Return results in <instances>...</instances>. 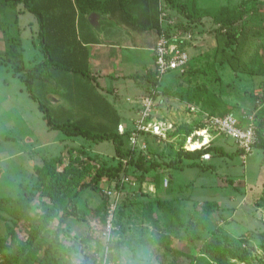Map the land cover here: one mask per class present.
<instances>
[{"label":"rangeland","instance_id":"374dc122","mask_svg":"<svg viewBox=\"0 0 264 264\" xmlns=\"http://www.w3.org/2000/svg\"><path fill=\"white\" fill-rule=\"evenodd\" d=\"M176 1L185 3L191 14L189 19L169 10L168 18V23L173 25L171 29L181 37L176 43L184 48L188 63L183 73L174 72V77L170 73L158 79V85L162 79L165 84H160L159 88L156 86L157 99H160L157 104L155 102L147 120L163 122L166 110L163 105L170 102L175 104L174 124H170L172 128L163 136L143 133L136 138V124L116 130L114 110L108 107V99L97 96L94 87H91L95 85L80 76L65 75L55 82L53 79L47 82L46 79L35 78L31 89L35 100L30 97L25 85L26 75L43 60L37 20L27 11L21 13L24 10L22 5L7 9L6 17L0 13V239L9 233L20 213L17 201L31 203L30 212L33 215L42 212L39 204L48 199L39 197L40 181L37 176L38 170L45 164L54 158L66 159V156L72 155L80 156V160L91 165L80 180L79 174L73 178L75 186L58 201L61 207L59 213L21 264H41L44 245L54 238L61 209L73 205L81 213L77 218L62 223L63 230L59 235L61 244L72 255L68 264L80 263L84 258L83 252L96 262L100 255L105 256L107 247L110 264H192L194 254L214 229L249 250L256 260L262 256L259 233L264 232L263 150L254 149L248 155L233 158L212 153L209 158L199 160V167L195 168L184 164L178 168L163 165L146 175L141 184L127 159L115 155L111 141L94 143L82 137H67L51 129L38 108L39 103L45 104L53 121L58 123H80L93 133L117 131L124 151H133L135 159L141 154L146 155L156 163L175 160L176 151L182 145L185 150H194L187 143L188 138L204 144V138L196 136V132H201L197 126L206 123L204 117L209 113L207 98H218L217 93L224 103H221L219 116L235 115L242 118L245 124L255 126L257 110L254 104L259 105L258 100L264 99V74L253 77L247 71L260 68L262 63L264 0ZM242 5L254 6L255 11L251 10L236 22L235 29H230L237 34V38L232 48L223 55L224 41L215 34L217 30L223 31L219 16L228 13L227 17H230ZM180 25L185 28L184 31L179 30ZM8 36L20 39L23 48V68L19 72H15L13 66L3 59L4 40ZM236 66L243 67L245 71L234 68ZM42 74L50 78L55 75L53 71ZM78 78L88 84L89 90L77 84L80 81ZM147 87L148 84L146 91ZM199 92L205 95L204 99L196 97ZM124 95L120 97L124 98ZM79 96L84 101V107L79 103L81 101L77 102ZM145 96L148 97L149 93L146 92ZM53 97L57 100L56 104ZM197 122L199 124L183 144L186 132L179 129ZM205 137L208 139L205 145L227 153L238 150L232 139L216 137L210 130ZM256 137L257 140L264 139V132L256 131ZM120 161L127 164V168L119 181L123 176L130 180L121 189L116 235L111 243H107L101 236L102 205L106 200L103 191H114L118 180L103 179L95 191L87 189L80 192L78 186L80 182L88 181L97 170L113 168ZM184 163L188 161L184 160ZM156 200L173 203L180 226L175 217L155 206ZM148 211L155 217L158 228L152 227ZM204 216L208 225L201 229L197 222ZM83 247L84 250L79 252Z\"/></svg>","mask_w":264,"mask_h":264},{"label":"trees","instance_id":"16d2710c","mask_svg":"<svg viewBox=\"0 0 264 264\" xmlns=\"http://www.w3.org/2000/svg\"><path fill=\"white\" fill-rule=\"evenodd\" d=\"M156 3L157 18L156 25L154 28L159 32L158 25V14L160 5L163 6V10L166 11L167 18H170L169 10H174L179 12L186 18L191 17L188 11L187 5L183 2H177L176 0H153ZM130 0H116V1H99V0H0V13L3 14L8 8H16L19 5L24 7V10L33 14L39 24V44L43 54V60L36 66H34L31 72H28L25 79L26 90L30 97L34 100L32 94V81L35 78L40 77L41 79H46L47 82L53 79V81L60 80L63 75L70 73L71 75L80 76L89 82H96L97 77L94 76L88 67V53L87 50L82 47L80 42L77 40L75 32V16L76 13H86L95 10L107 9L108 5L114 3L118 6L124 7L125 4L129 3ZM251 10L255 11L254 6L242 5L236 13L232 16L227 17L228 13L219 16V23L223 31L217 30L215 32L216 36L224 41V48L221 52L223 55L226 54L227 49H231L237 38V34L232 33L230 29H235L236 22L240 21L246 17ZM180 25L179 30L184 31L185 28ZM171 27L167 28L169 32ZM5 52L4 60L11 64L15 72H19L23 68V50L20 45V39L8 36L5 40ZM234 68H239L240 71L244 72V68L241 66H236ZM260 69V70H259ZM258 70V71H257ZM46 71H53V78L47 75L45 77ZM251 73L253 77H258L259 74H264V52L262 53V63L258 69H250L247 71ZM190 74V71H188ZM147 91L151 94V90H155L153 95V100H156L157 90L155 89L158 85V77L154 72L148 73L145 77ZM55 82V81H54ZM55 90H58L55 88ZM54 91V90H53ZM199 99H204V94L199 92L195 94ZM218 98H207L208 101V116H219L218 111L221 109L223 102H221L220 94L217 93ZM260 103L254 104L257 113L255 115L256 125L255 130L258 132H264V99L258 100ZM222 103V105H221ZM38 108L44 114L43 117L47 122V125L54 130L60 131L67 137H82L90 142H103L111 141L114 148L115 155L120 159H127V164L132 166L134 171L138 174L137 181L143 183L146 179V175L150 172L160 168L161 166H167L169 168H178L180 165L195 168L199 167L198 161L205 155L218 154L222 157L233 158L234 156H244L246 155L243 150L238 149L235 153H227L220 148L212 147L210 145L201 146V148L195 150H185L183 145L177 149V158L168 163H156L148 159L146 155L141 154L139 158L135 159L133 151H124L120 133L117 131H107L104 133H93L90 129L82 127L80 123L76 122H64L58 123L53 121L49 108L45 104H38ZM235 116V115H234ZM237 117V116H235ZM238 118V117H237ZM241 123L244 124L242 118H238ZM199 122L192 125L182 126L185 129L186 135H184V142L186 137L189 136L192 129L195 128ZM207 126L203 123L198 128L204 129ZM136 136L143 134V132L135 131ZM145 135L148 133H144ZM195 143H202L198 141L190 142L189 146ZM254 149H261L264 151V139H259L252 146ZM81 151H79L80 153ZM81 154V153H80ZM80 156L69 155L65 157H57L50 160L41 169L38 170V181H40L39 186V197L42 199L47 198L48 201H41L39 204L42 208V212L33 215L30 212L29 202L17 201L19 203V215L12 223L13 227L9 229V233L5 237L0 239V264H21L24 257L34 246L45 230L50 226L54 217L59 213L58 201L71 189L73 188L74 182L73 178L79 174V180L90 170L91 166L87 162L79 159ZM184 160L188 163H184ZM65 164V165H64ZM127 164H123L122 161L118 162L115 167L108 169H99L95 174L88 180L80 182L78 190L80 192L84 190H97L98 184L103 180H118L116 189H123L127 185L121 186L119 181L121 174L125 173ZM78 180V181H79ZM103 203V221L105 218L106 210L108 208V198H106ZM107 201V202H106ZM47 202V203H46ZM28 204V205H27ZM155 206L161 210L163 213L175 217L177 219V224L180 226L179 218L175 207L171 201L166 200H156L154 201ZM61 208V207H60ZM120 208V207H119ZM119 209L117 211L116 225L119 224ZM207 210V209H205ZM210 211V210H209ZM148 219L154 229L158 228L157 221L153 214L148 211ZM80 209H77L76 205L65 206L61 209V215L58 219V225L56 231L54 232V238L52 242L46 243L43 248V257L41 259V264H68L72 255H70L66 250L64 245L61 244L59 240V235L62 232V223L71 218H77ZM207 217L204 216L197 225L201 229H205L208 225ZM84 220V219H83ZM260 245L259 248L262 252V256L257 260L252 256L251 252L245 249L243 246L237 245L223 233L214 229L211 232L210 237L206 242L202 244L200 249L194 254V260L192 264H264V232L259 233ZM159 241V240H158ZM80 244L82 241L80 240ZM80 249L79 252L83 251ZM67 249V248H66ZM68 253V254H67ZM84 258L78 264H93L90 257L83 252ZM70 255V256H69Z\"/></svg>","mask_w":264,"mask_h":264},{"label":"crops","instance_id":"0c3cea01","mask_svg":"<svg viewBox=\"0 0 264 264\" xmlns=\"http://www.w3.org/2000/svg\"><path fill=\"white\" fill-rule=\"evenodd\" d=\"M24 11L22 9L20 12ZM75 17L77 38L87 50L91 73L97 77L96 82H91L95 85H91L94 87V93L108 99L106 101L108 107L111 106L114 110L116 130L122 126L131 128L139 119L146 97V78L141 77L154 72L155 69L153 49L158 35L157 29L154 28L157 18L155 1L130 0L124 7L111 3L107 9L89 13L77 12ZM66 75L72 77L70 73ZM170 75L174 77L175 74ZM77 84L82 88L88 86L81 79ZM160 84L163 86L165 80L160 81L158 88ZM79 92L82 95V91ZM123 93L124 98H121ZM73 99L76 100V97ZM159 99L155 101L156 104ZM53 101L57 103L54 97ZM78 101H81L80 96L77 98ZM83 102H79L82 103V107L85 106ZM173 105L175 104L170 102L163 105L166 110L164 121L161 122L166 125L173 123L175 117ZM169 178L171 180L170 176Z\"/></svg>","mask_w":264,"mask_h":264},{"label":"built area","instance_id":"2783aa9c","mask_svg":"<svg viewBox=\"0 0 264 264\" xmlns=\"http://www.w3.org/2000/svg\"><path fill=\"white\" fill-rule=\"evenodd\" d=\"M166 15L167 13L163 10V6L160 5L158 14L159 32L153 49L155 66L154 71L158 79L174 72L183 73L185 66L188 63L187 53L181 45L176 43V41L181 39V37L179 38L177 33H175L172 29L169 32L167 31V28L169 26L172 27L173 25L168 23ZM154 94L155 90H151V94L143 100V106L139 117L140 119L135 125V130L138 133L143 132L151 133L154 136H163L172 128L171 125H164L162 122L147 121L151 117L153 106L155 104V100H153ZM204 120L207 126L204 129H201V132H196L197 137H203L205 139V136L208 135L210 130L214 135H216V137L219 136L232 139L238 146V149L243 150L246 155L252 152V146L255 142H257L256 130L253 124L247 122L246 124H243L234 115L208 116L205 114ZM136 137L137 136L135 135L134 138ZM192 139L194 138H188L187 143L190 144V142L198 141ZM204 139H202V141H204ZM203 158H209V155H205ZM129 180V178H125L123 176L120 182L121 186L127 185ZM103 193L105 197L108 198L109 204L103 221V231L101 236L104 242L111 243L116 235L117 211L122 191L121 189H114V191H112V189H108L104 190ZM108 254L109 248L107 247L105 256L100 255V259L93 262V264H110L107 259Z\"/></svg>","mask_w":264,"mask_h":264},{"label":"bare ground","instance_id":"6f19581e","mask_svg":"<svg viewBox=\"0 0 264 264\" xmlns=\"http://www.w3.org/2000/svg\"><path fill=\"white\" fill-rule=\"evenodd\" d=\"M205 141H204V144H207L208 143V139L205 137V139H204ZM203 145V143H195L194 145H192V146H190V148L191 149H198V148H200L201 146Z\"/></svg>","mask_w":264,"mask_h":264},{"label":"clouds","instance_id":"9594fccd","mask_svg":"<svg viewBox=\"0 0 264 264\" xmlns=\"http://www.w3.org/2000/svg\"><path fill=\"white\" fill-rule=\"evenodd\" d=\"M204 146V145H203Z\"/></svg>","mask_w":264,"mask_h":264}]
</instances>
